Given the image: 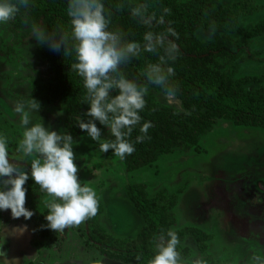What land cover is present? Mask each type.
<instances>
[{"label": "rangeland", "instance_id": "rangeland-1", "mask_svg": "<svg viewBox=\"0 0 264 264\" xmlns=\"http://www.w3.org/2000/svg\"><path fill=\"white\" fill-rule=\"evenodd\" d=\"M220 2L237 5L239 22L246 30L264 20V0ZM30 28L12 29L9 23L0 24V135L9 138L10 162L16 160L28 166L30 159H21L16 152L23 129L13 110L15 102H27L31 97L38 100L41 109L33 115V122L41 120L58 132L65 131L64 105L48 101L38 92L53 82L55 72L40 52L43 46L31 38ZM219 33L245 49L234 58H220L221 69L242 79L245 87L264 85V31L253 35L241 31ZM195 37L211 39L212 33L197 28ZM145 99L187 111L177 96L166 100L153 87ZM73 151L82 185L93 187L99 199L97 215L88 220L96 221L110 238H133L143 225L125 190L128 183H139L148 195H163V202L174 196L170 210L174 222L167 230L189 228L205 234L203 242H198L193 231L178 235L177 250L183 259L199 255L207 263L218 260L221 264H251L254 254L264 252L263 126L216 118L195 145L186 149L179 144L131 171H126L123 160L115 155L102 154L99 142L86 132L74 139ZM42 197L35 208L41 213L46 209V193ZM0 223L9 228L27 225L22 236L8 238L4 245L8 255L17 257L20 264H131L108 257L102 248L88 241L82 234L85 222L56 233L46 226L43 229L31 218L13 219L9 210L0 211Z\"/></svg>", "mask_w": 264, "mask_h": 264}, {"label": "clouds", "instance_id": "clouds-1", "mask_svg": "<svg viewBox=\"0 0 264 264\" xmlns=\"http://www.w3.org/2000/svg\"><path fill=\"white\" fill-rule=\"evenodd\" d=\"M130 14L147 30L142 41L129 40L125 32L112 29L113 11L104 0H68L66 14L69 29L57 26L49 31L45 27L32 24L29 34L38 45L46 46L52 52L62 53L64 57L75 56L72 70L83 81L85 95L82 103L88 108L78 115L77 125L93 140L99 142V150H109L123 160L135 150V144L148 139V130L153 127L150 121L141 124L140 112L146 106L145 97L150 87L161 90L166 100L178 93L174 83L175 70L171 66L180 54L179 46L173 38L178 33L165 20L170 12L163 9L157 13L149 0L129 4ZM125 7L123 2L112 6L116 12ZM30 8V0H0V24L14 20L21 10ZM24 23H28L25 16ZM157 27L162 30L156 31ZM214 30V29H213ZM143 53L155 56L142 70L143 83L128 78L122 70L134 58ZM41 109L38 100L30 98L27 102L13 104L18 122L23 129L16 152L21 159H30V170L25 171L22 164L11 160L9 138L0 135V211H9L13 219H30L34 212L25 207L26 181L31 179L40 190L46 193L44 206L47 208L46 227L63 232L95 217L99 210L96 190L87 183H81L73 151L74 140L70 133L57 131L45 126L39 120L33 122V115ZM97 122L105 126L114 139L101 140L102 131ZM140 125L135 141L131 139L133 130ZM27 231V225L13 226L0 223V264H20L17 257L8 255L4 245L8 238H19ZM154 255L147 264H207L203 256L194 255L185 260L177 250L180 244L178 234L173 229L153 237ZM251 264H264V252L251 258Z\"/></svg>", "mask_w": 264, "mask_h": 264}, {"label": "trees", "instance_id": "trees-1", "mask_svg": "<svg viewBox=\"0 0 264 264\" xmlns=\"http://www.w3.org/2000/svg\"><path fill=\"white\" fill-rule=\"evenodd\" d=\"M107 7L112 9V29L125 32L129 40L142 41L143 33L147 30L130 14L129 4L140 0H104ZM123 2L125 7L116 12L113 5ZM154 5L158 15L163 9L170 12L165 15L166 21H171V27L178 33V39L173 38L179 46L180 54L171 65L175 70L172 78L178 86L177 97L185 105L187 111L153 103L146 99V106L139 114L141 124L150 121L153 125L148 130V139L135 144L131 155L123 159L124 169L131 171L149 164L157 154L170 152L181 144L189 148L196 144L199 136L204 134L216 118H229L235 124H244L264 127V85L248 88L243 85L242 79L231 77L221 69L220 58L231 59L236 57L244 47L233 41L231 37L220 35V31H241L245 35H253L264 31V20L254 24L246 30L239 22L237 5L232 3L225 6L220 0H149ZM68 0H30V8L21 10L17 17L9 21L12 29H24L32 24L44 25L49 31L58 25L65 30L69 29V18L66 14ZM25 16L28 23H24ZM204 28L212 33L211 39L199 40L195 37V30ZM214 29V30H213ZM156 31L162 30L157 27ZM41 54L47 57L54 67L53 82L47 83L38 92L48 101H58L65 107V132L72 135L73 140L85 133L77 125L76 117L86 112L88 105L82 103L85 95L82 78L71 68L75 62L74 54L64 57L43 46ZM155 56L143 53L134 58L122 70L130 79L144 82L142 70L148 62L155 61ZM255 80V77L252 78ZM157 90L159 88L153 87ZM161 91V90H160ZM101 128L103 140H112L110 131L97 122ZM140 125L133 130L131 139L135 141ZM104 155H114L109 150ZM22 164L21 162H18ZM25 171L30 166L22 164ZM26 189V208L33 211L31 217L44 229L47 208L41 213L36 210L43 198V192L29 179L24 185ZM126 194L135 209L143 219V225L138 233L130 239H112L96 221L86 220L82 234L87 240L102 248L105 255L131 264H147L155 252L152 245L153 236L174 222L171 208L174 205V196L170 195L167 201L160 194L148 195L145 187L139 183H128ZM193 231L198 242H203L205 234L198 229L183 228L177 232L179 236ZM207 264H221L214 260Z\"/></svg>", "mask_w": 264, "mask_h": 264}]
</instances>
